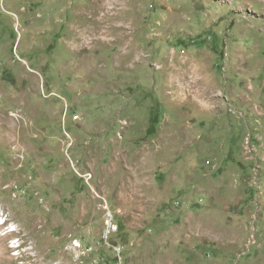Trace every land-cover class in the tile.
I'll use <instances>...</instances> for the list:
<instances>
[{
    "label": "rangeland",
    "instance_id": "obj_1",
    "mask_svg": "<svg viewBox=\"0 0 264 264\" xmlns=\"http://www.w3.org/2000/svg\"><path fill=\"white\" fill-rule=\"evenodd\" d=\"M0 217V264H264V0H0Z\"/></svg>",
    "mask_w": 264,
    "mask_h": 264
},
{
    "label": "built area",
    "instance_id": "obj_2",
    "mask_svg": "<svg viewBox=\"0 0 264 264\" xmlns=\"http://www.w3.org/2000/svg\"><path fill=\"white\" fill-rule=\"evenodd\" d=\"M105 216L106 218H105L104 229L102 232V240L105 243V245H107L108 247H113V246H110V238L117 233L118 226L114 222L113 220L114 218L110 212H108L107 215ZM18 241H19L18 239H12L9 243L10 248L14 249L13 251L17 253L14 256H18V252H19L18 251V248H19ZM113 249L118 252V249L116 247H113Z\"/></svg>",
    "mask_w": 264,
    "mask_h": 264
},
{
    "label": "bare ground",
    "instance_id": "obj_3",
    "mask_svg": "<svg viewBox=\"0 0 264 264\" xmlns=\"http://www.w3.org/2000/svg\"><path fill=\"white\" fill-rule=\"evenodd\" d=\"M4 220H3V218L2 217H0V227H2V226H4ZM16 230V227L14 226V225H9L7 228H6V234H8V233H12V232H14ZM75 246H77V243H76V245Z\"/></svg>",
    "mask_w": 264,
    "mask_h": 264
}]
</instances>
